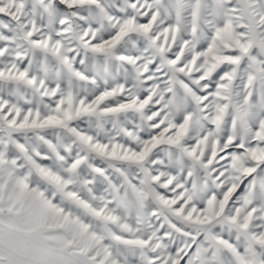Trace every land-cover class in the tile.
Here are the masks:
<instances>
[{
	"label": "snow or ice",
	"instance_id": "obj_1",
	"mask_svg": "<svg viewBox=\"0 0 264 264\" xmlns=\"http://www.w3.org/2000/svg\"><path fill=\"white\" fill-rule=\"evenodd\" d=\"M0 264H264V0H0Z\"/></svg>",
	"mask_w": 264,
	"mask_h": 264
}]
</instances>
